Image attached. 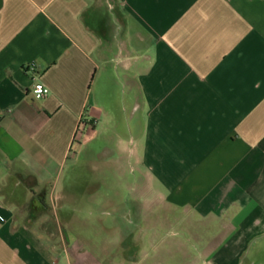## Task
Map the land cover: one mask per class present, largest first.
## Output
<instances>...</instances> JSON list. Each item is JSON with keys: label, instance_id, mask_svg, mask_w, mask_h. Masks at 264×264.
<instances>
[{"label": "crops", "instance_id": "obj_1", "mask_svg": "<svg viewBox=\"0 0 264 264\" xmlns=\"http://www.w3.org/2000/svg\"><path fill=\"white\" fill-rule=\"evenodd\" d=\"M0 264H264V0H0Z\"/></svg>", "mask_w": 264, "mask_h": 264}, {"label": "built area", "instance_id": "obj_2", "mask_svg": "<svg viewBox=\"0 0 264 264\" xmlns=\"http://www.w3.org/2000/svg\"><path fill=\"white\" fill-rule=\"evenodd\" d=\"M33 92L37 99H45L50 95L51 90L44 83L38 82L34 85Z\"/></svg>", "mask_w": 264, "mask_h": 264}, {"label": "rangeland", "instance_id": "obj_3", "mask_svg": "<svg viewBox=\"0 0 264 264\" xmlns=\"http://www.w3.org/2000/svg\"><path fill=\"white\" fill-rule=\"evenodd\" d=\"M103 173V172H102ZM69 206H73L72 204H69Z\"/></svg>", "mask_w": 264, "mask_h": 264}]
</instances>
